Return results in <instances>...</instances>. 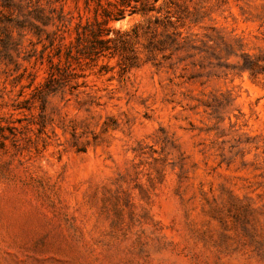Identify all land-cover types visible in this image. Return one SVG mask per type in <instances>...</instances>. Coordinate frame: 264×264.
<instances>
[{
    "label": "rangeland",
    "instance_id": "obj_1",
    "mask_svg": "<svg viewBox=\"0 0 264 264\" xmlns=\"http://www.w3.org/2000/svg\"><path fill=\"white\" fill-rule=\"evenodd\" d=\"M156 7L148 32L108 24L133 66L83 64L85 87L41 104L28 26L93 14L0 0V264H264V0Z\"/></svg>",
    "mask_w": 264,
    "mask_h": 264
},
{
    "label": "trees",
    "instance_id": "obj_2",
    "mask_svg": "<svg viewBox=\"0 0 264 264\" xmlns=\"http://www.w3.org/2000/svg\"><path fill=\"white\" fill-rule=\"evenodd\" d=\"M64 1V0H58ZM80 0H73L78 3ZM159 0H83L84 9L92 12V18H84L79 13L77 21L71 25L62 14L58 17V24L55 30L47 33L43 28L30 24L31 30L42 43L40 60L47 62L46 76L41 83L35 84L33 75H30L27 86L22 89L31 90V98L34 101L44 104L49 96L68 93L73 95L80 88L85 87V83H79V78L84 76L77 73L83 64L96 63L101 58L112 59L118 57L121 65L125 67L133 66L136 57L129 56L128 41L124 34L117 32L116 38H110L111 29L108 24L112 21H119L129 16L141 15L147 17V27L145 32L150 30V19L153 24L158 25V17H148L152 13L159 14L161 7H156ZM164 29L173 26L169 13L163 18ZM40 21H42L40 19ZM50 18H46L42 25L47 27ZM19 29H23L22 24H17ZM72 36L68 42L67 36ZM45 38H42V36ZM107 69L106 66L102 69ZM253 70V66H249ZM106 71V70H105Z\"/></svg>",
    "mask_w": 264,
    "mask_h": 264
}]
</instances>
